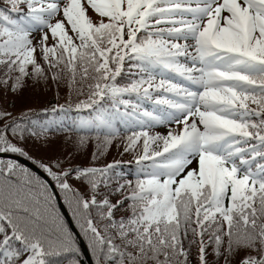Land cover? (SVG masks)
<instances>
[{
    "label": "snow or ice",
    "instance_id": "1",
    "mask_svg": "<svg viewBox=\"0 0 264 264\" xmlns=\"http://www.w3.org/2000/svg\"><path fill=\"white\" fill-rule=\"evenodd\" d=\"M29 80L79 87L0 107V153L51 180L0 159V264H264V0H0V88Z\"/></svg>",
    "mask_w": 264,
    "mask_h": 264
},
{
    "label": "trees",
    "instance_id": "2",
    "mask_svg": "<svg viewBox=\"0 0 264 264\" xmlns=\"http://www.w3.org/2000/svg\"><path fill=\"white\" fill-rule=\"evenodd\" d=\"M49 43L51 44V40L49 41ZM36 55H37V57H39V51H37ZM31 82H32L31 80L28 81V86H29V83H31ZM39 86H40V83H39ZM77 87H79V85H71L70 86L67 82H64V81L57 83L55 81L50 80L48 82V86H44V84H41L42 91H40L41 93H40L39 98H42V99L37 100L38 97L33 98L32 101H29L25 105L17 104L14 101V97H13V96H15V94H12V93L5 94L4 90L2 88H0V107L6 108L8 111L13 112L14 114H19L23 111H26L29 108L39 110V109L49 107V106L55 105V104H64L69 98H71L73 100V102H75L77 99L75 89ZM25 90H26V88H25ZM86 90L87 89L85 88V91ZM57 92H64V93H62V95H60V96H56ZM70 93H71V97H70ZM43 97H44V101L41 102L43 100ZM84 98L85 97H83V96L79 97V99H84ZM71 116L77 117V113L75 111H73ZM73 135L75 136V134H73ZM116 143L117 142L113 143V145L111 146V148L108 151V154L99 163L103 164L106 162H111L113 160H120V159H123L124 161H128L131 159V156H129V155L121 156L119 154V152L117 151ZM26 147L31 152V154L33 156L43 158L46 160L55 159L56 157L62 156L64 154H66V152L71 151V148L68 145H66L63 135H59V136L54 137L52 139V141L48 144L47 147H44V146L39 145V144H33L32 142H29L26 145ZM94 148H95V142L93 141V143L89 144L87 151L84 153H81L76 158L75 163H78V164L90 163ZM121 151H122V149H121ZM113 152H116V154L114 155ZM8 154H10V153H8ZM11 155H15V154H11ZM15 156H18V155H15ZM21 158H23V157H21ZM0 159H3V158H0ZM4 160H8V159H4ZM27 161L32 163V161H30V160H27ZM33 165H35V164H33ZM132 167L134 168V166H132ZM62 202H63V200H62ZM63 204H64V202H63ZM65 207L67 208V210H68V212H69V214H70V216H71V218H72V220H73V222H74V224H75V226L79 232V228L76 224V221L73 219V216H72L70 210L68 209L67 205H65ZM64 220H65V218H64ZM65 222L67 223L66 220H65ZM86 245H87V243H86ZM90 254H91V252H90ZM91 257H92V255H91ZM81 259L83 260V264H88L84 255H82Z\"/></svg>",
    "mask_w": 264,
    "mask_h": 264
},
{
    "label": "rangeland",
    "instance_id": "3",
    "mask_svg": "<svg viewBox=\"0 0 264 264\" xmlns=\"http://www.w3.org/2000/svg\"><path fill=\"white\" fill-rule=\"evenodd\" d=\"M93 18H95V17H93ZM41 84H44V83L41 82L40 86H39V84H35L34 85L33 82L29 83V86L26 87V90L24 89L19 95L13 96L14 97V101L17 104L25 105L29 101H32L33 98H37L38 97L37 100L42 99V98H39L40 93H41L40 91H42ZM44 86H48V83H47V85L44 84ZM62 93H64V92H57L56 96H60V95H62ZM43 101H44V97H43V100L41 102H43ZM162 131H166V130H162ZM113 153H114V155L116 154V152H113Z\"/></svg>",
    "mask_w": 264,
    "mask_h": 264
},
{
    "label": "water",
    "instance_id": "4",
    "mask_svg": "<svg viewBox=\"0 0 264 264\" xmlns=\"http://www.w3.org/2000/svg\"><path fill=\"white\" fill-rule=\"evenodd\" d=\"M0 157H2V158H9V159H16V160L22 162L23 164H25L26 166L30 167L31 169H33V170H34L35 172H37L38 174H41L36 168H34V167L31 166L30 164H28L27 162H25V161H23V160H21V159H19V158H15V157H11V156H6V155H2V154H0ZM41 175H42V174H41ZM44 178H45V177H44ZM60 207H61V210H62L64 216L66 217L68 223L70 224V227L72 228V230H73L74 232H76V230H75V228H74V226H73V223H72V221H71V219H70V217H69V214H68V212L66 211L64 205H63L61 202H60ZM81 247H82V250H83V252H84V255H85L87 261L89 262V264H92V261H91L90 255H89V253H88V251H87V248H86V246H85V244H84L83 242L81 243Z\"/></svg>",
    "mask_w": 264,
    "mask_h": 264
}]
</instances>
